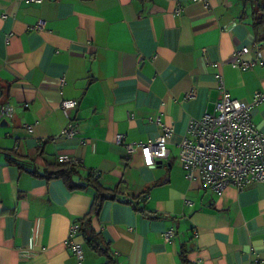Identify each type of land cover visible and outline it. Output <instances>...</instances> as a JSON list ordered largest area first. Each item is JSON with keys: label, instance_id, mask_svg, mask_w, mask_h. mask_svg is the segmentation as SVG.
Returning <instances> with one entry per match:
<instances>
[{"label": "crops", "instance_id": "0c3cea01", "mask_svg": "<svg viewBox=\"0 0 264 264\" xmlns=\"http://www.w3.org/2000/svg\"><path fill=\"white\" fill-rule=\"evenodd\" d=\"M252 13L246 0H0V105L14 111L0 125V264L107 262L78 232L92 191L34 178L9 151L40 170L76 159L75 182L90 171L117 187L92 219L112 264H264V183L212 193L188 177L178 148L190 121L214 112L220 78L242 103L264 94ZM243 47L262 65L235 66ZM249 113L264 133V100ZM157 120L172 130L169 155L145 167L116 136L154 141ZM69 124L74 136L62 137ZM72 225L81 263L66 244Z\"/></svg>", "mask_w": 264, "mask_h": 264}, {"label": "built area", "instance_id": "2783aa9c", "mask_svg": "<svg viewBox=\"0 0 264 264\" xmlns=\"http://www.w3.org/2000/svg\"><path fill=\"white\" fill-rule=\"evenodd\" d=\"M39 2L40 0H25ZM39 22L36 29H41ZM252 52L243 47L234 54L235 66L242 70L252 69L262 65L259 52ZM250 55V56H249ZM249 56V58H246ZM219 84V97L215 103L214 112L205 113L200 119L191 120L187 134L191 139L183 140L179 145V159L189 178L196 175L201 183L212 193L220 195L227 186H233L242 191L249 185L264 183V133L259 132L250 116L251 106L264 100V94H255L250 103H242L229 96L222 83ZM76 103L64 102L62 109L74 108ZM26 106V105H25ZM13 108L0 105V120L13 118ZM158 137L151 142L141 144L125 143L122 135L116 136V143L122 145L128 155L139 152L145 167L156 166L166 160L169 155V139L172 130L161 124ZM31 131V127H27ZM74 128L71 124L61 131V136L72 138ZM61 163H79L76 159L59 158ZM77 232V226L70 227L66 244L76 260H83L82 246L74 243L71 238ZM173 237L169 231L166 240Z\"/></svg>", "mask_w": 264, "mask_h": 264}, {"label": "trees", "instance_id": "16d2710c", "mask_svg": "<svg viewBox=\"0 0 264 264\" xmlns=\"http://www.w3.org/2000/svg\"><path fill=\"white\" fill-rule=\"evenodd\" d=\"M253 6V28L255 32V41L259 45L264 44V0H246ZM10 164L16 166L20 171L29 173L32 177L44 181L60 180L69 191L91 190L92 200L89 211L82 218L78 219V232L82 236L85 245L94 253L107 259L106 264L113 263V256L107 242L104 241L101 234L92 227V219L95 217L104 201L114 200L117 196V187L108 189L102 186L99 176L94 172H87L81 178V182H75L73 176L79 175L74 164L61 163L59 161L45 163L40 170L35 167L31 161L18 155L15 151L6 153ZM183 257V256H182ZM185 262V258L183 257Z\"/></svg>", "mask_w": 264, "mask_h": 264}, {"label": "water", "instance_id": "95a60500", "mask_svg": "<svg viewBox=\"0 0 264 264\" xmlns=\"http://www.w3.org/2000/svg\"><path fill=\"white\" fill-rule=\"evenodd\" d=\"M0 125H6V120H2L1 122H0ZM158 163H160V162H158ZM157 163V164H158Z\"/></svg>", "mask_w": 264, "mask_h": 264}]
</instances>
